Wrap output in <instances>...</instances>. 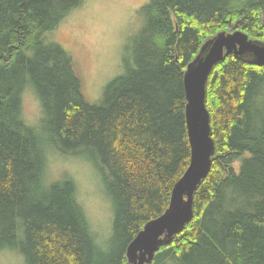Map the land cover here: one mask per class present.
I'll use <instances>...</instances> for the list:
<instances>
[{"label": "trees", "instance_id": "trees-1", "mask_svg": "<svg viewBox=\"0 0 264 264\" xmlns=\"http://www.w3.org/2000/svg\"><path fill=\"white\" fill-rule=\"evenodd\" d=\"M81 5L0 0V250L21 249L26 264H129L130 243L167 211L190 163L188 66L237 24L264 42V0H150L132 60L92 104L74 57L48 38ZM29 87L44 113L37 127L23 115ZM207 107L216 152L194 219L150 264H264V66L226 56ZM50 150L98 167L114 206L104 243L74 181L47 182Z\"/></svg>", "mask_w": 264, "mask_h": 264}, {"label": "rangeland", "instance_id": "rangeland-1", "mask_svg": "<svg viewBox=\"0 0 264 264\" xmlns=\"http://www.w3.org/2000/svg\"><path fill=\"white\" fill-rule=\"evenodd\" d=\"M150 0H83L48 38L60 43L75 59L88 101L99 104L104 90L121 76L134 56L145 19L141 7ZM25 121L34 127L44 116L32 87L23 94ZM240 163H235L239 170ZM45 178L54 183L72 179L77 198L91 229L100 243L112 234L114 206L98 167L82 157L61 156L47 151ZM22 240V229L19 231ZM0 264H26L21 249L0 250Z\"/></svg>", "mask_w": 264, "mask_h": 264}, {"label": "water", "instance_id": "water-1", "mask_svg": "<svg viewBox=\"0 0 264 264\" xmlns=\"http://www.w3.org/2000/svg\"><path fill=\"white\" fill-rule=\"evenodd\" d=\"M231 29L232 32L224 31L208 40L185 72L190 163L174 185L167 211L149 222L130 243L129 264H150L157 250L170 243L194 219V196L210 174L216 152L207 107V82L213 68L229 55L264 66V42L250 39L238 30V24Z\"/></svg>", "mask_w": 264, "mask_h": 264}]
</instances>
